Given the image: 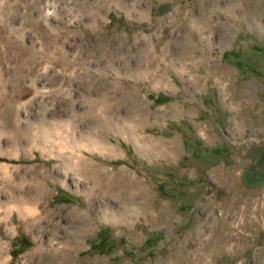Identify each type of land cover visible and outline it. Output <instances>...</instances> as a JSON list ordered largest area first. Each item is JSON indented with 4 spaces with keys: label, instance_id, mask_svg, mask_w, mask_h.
Here are the masks:
<instances>
[{
    "label": "rangeland",
    "instance_id": "374dc122",
    "mask_svg": "<svg viewBox=\"0 0 264 264\" xmlns=\"http://www.w3.org/2000/svg\"><path fill=\"white\" fill-rule=\"evenodd\" d=\"M259 143L264 0H0V264H264Z\"/></svg>",
    "mask_w": 264,
    "mask_h": 264
},
{
    "label": "crops",
    "instance_id": "0c3cea01",
    "mask_svg": "<svg viewBox=\"0 0 264 264\" xmlns=\"http://www.w3.org/2000/svg\"><path fill=\"white\" fill-rule=\"evenodd\" d=\"M197 28L195 27H191L190 30H188L187 34L185 35V40H187L188 42L186 44H188V47H195V46H200L202 41L201 39H198L196 36H192L193 34L195 35L197 32ZM146 53L149 55H147L148 59L150 58H153L154 57V54L152 52H149L148 48L146 50ZM260 147V148H263L262 150L260 149L259 152L263 151L264 150V146L261 145L260 143L258 145H252L251 148H249L248 150H252L253 147ZM264 154V153H263ZM249 166V165H248ZM250 167V166H249ZM85 226V225H84Z\"/></svg>",
    "mask_w": 264,
    "mask_h": 264
},
{
    "label": "bare ground",
    "instance_id": "6f19581e",
    "mask_svg": "<svg viewBox=\"0 0 264 264\" xmlns=\"http://www.w3.org/2000/svg\"><path fill=\"white\" fill-rule=\"evenodd\" d=\"M122 6H123V5H122ZM130 14H131V13H130ZM43 42H44V41H43ZM46 43H47V42H46ZM10 107H11V106H9L7 110H9ZM12 108H13V107H12ZM10 109H11V108H10ZM9 111H11V110H9ZM11 112H12V111H11ZM13 114H14V113H13ZM7 115H8V114H7ZM10 116H12V115H10ZM10 116H9V117H10ZM9 117H8V118H9ZM6 121H7V120H6ZM9 121H10V120H9ZM9 121H8V122H9ZM18 215H19L20 218H24V217H22L21 214H18ZM77 221H78V224L76 223V224H77V227H76L75 229H73V230H75V231H74V232L71 231V233L67 235V237H68V239H67L68 242L72 244V245L70 246V248H74L75 246L78 247V246L80 245L79 243H81V242H80V239H78V238H79L80 236H82L83 232L86 231V228L80 230V227H81V225H82L83 222H82V221L79 222V220H77ZM82 227H83V226H82ZM82 227H81V228H82ZM76 240H77V241H76ZM75 243H77V244H75ZM66 249H67V248H66ZM66 249H65L64 251H66ZM57 255H61V253L59 252V253H57Z\"/></svg>",
    "mask_w": 264,
    "mask_h": 264
}]
</instances>
